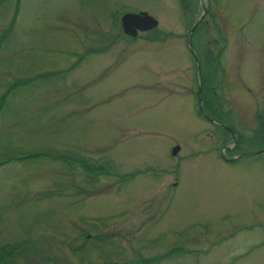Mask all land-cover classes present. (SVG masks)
Returning <instances> with one entry per match:
<instances>
[{
    "label": "rangeland",
    "instance_id": "1",
    "mask_svg": "<svg viewBox=\"0 0 264 264\" xmlns=\"http://www.w3.org/2000/svg\"><path fill=\"white\" fill-rule=\"evenodd\" d=\"M23 242L0 264H264V0H0V246Z\"/></svg>",
    "mask_w": 264,
    "mask_h": 264
},
{
    "label": "water",
    "instance_id": "2",
    "mask_svg": "<svg viewBox=\"0 0 264 264\" xmlns=\"http://www.w3.org/2000/svg\"><path fill=\"white\" fill-rule=\"evenodd\" d=\"M157 24L156 20L146 15V13H125L120 18L122 31L128 35H135L136 30H145L154 27ZM199 95V89H198ZM177 147L172 149L175 153Z\"/></svg>",
    "mask_w": 264,
    "mask_h": 264
},
{
    "label": "trees",
    "instance_id": "3",
    "mask_svg": "<svg viewBox=\"0 0 264 264\" xmlns=\"http://www.w3.org/2000/svg\"><path fill=\"white\" fill-rule=\"evenodd\" d=\"M9 27H7L3 33L6 34L8 33V30L10 29V26H12V21L11 23H9L8 25ZM12 86H10L11 88ZM60 159H63L62 157ZM93 170H99V171H103L100 167H95L93 169H91L90 171ZM83 248V244H81L80 246H78L76 249H81ZM20 250H22L23 253H26L27 250L25 249V245L24 242L23 243H11V244H7V245H3L0 246V263H8L11 262L13 259V256L18 253ZM174 251L171 250L169 253H172ZM167 253V254H169ZM148 262L146 259H139L136 261H126V262H121L122 264H141V263H145ZM115 264V263H112ZM120 264V263H119Z\"/></svg>",
    "mask_w": 264,
    "mask_h": 264
},
{
    "label": "flooded vegetation",
    "instance_id": "4",
    "mask_svg": "<svg viewBox=\"0 0 264 264\" xmlns=\"http://www.w3.org/2000/svg\"><path fill=\"white\" fill-rule=\"evenodd\" d=\"M228 158L230 159V161H233L236 158V156L230 155V156H228Z\"/></svg>",
    "mask_w": 264,
    "mask_h": 264
}]
</instances>
